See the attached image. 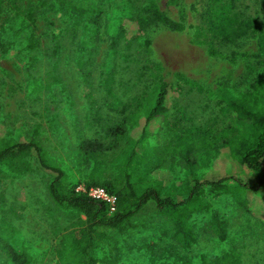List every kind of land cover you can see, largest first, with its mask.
I'll use <instances>...</instances> for the list:
<instances>
[{
  "label": "rangeland",
  "instance_id": "obj_1",
  "mask_svg": "<svg viewBox=\"0 0 264 264\" xmlns=\"http://www.w3.org/2000/svg\"><path fill=\"white\" fill-rule=\"evenodd\" d=\"M90 1L101 9L95 26L71 20L60 12L59 0H0V37L7 46L0 53V142L33 137L66 173L69 189L84 187L97 164L104 170L102 178L129 177L138 194L154 189L175 204L189 196L195 181L237 172L227 164V151L215 163L214 152L199 154L194 169L163 153L170 141L161 124L164 109L138 143L125 137L96 162L85 159L80 144L107 145L102 127L122 122V111L134 110L158 82L168 87L166 112L175 129L208 142L222 131L227 137H249V128L228 104L264 72L259 36L227 44L214 26L227 11L230 19L254 21L252 27L264 32L263 0ZM31 37L37 41L33 51L26 49ZM50 180L33 158L0 166V229L14 232L31 264H61L63 247L71 240L87 246L96 264L112 255L115 245L127 264H201L207 260L203 255L228 249L241 255V264H264L261 223L235 204L232 189L201 197L227 219L229 242L220 244L200 217L183 223L181 241L173 239L168 212L158 211L153 201L130 220L131 227L89 233L84 216L53 204ZM249 198L263 216L258 195ZM124 241L130 249H122Z\"/></svg>",
  "mask_w": 264,
  "mask_h": 264
},
{
  "label": "trees",
  "instance_id": "obj_2",
  "mask_svg": "<svg viewBox=\"0 0 264 264\" xmlns=\"http://www.w3.org/2000/svg\"><path fill=\"white\" fill-rule=\"evenodd\" d=\"M59 6L60 12L69 16L74 22L86 21L95 26L101 16L98 4L90 0H80L76 3L59 0ZM160 16L163 18L162 14ZM252 23L254 21L245 23L237 17L230 19L228 12L225 11L219 15V23L214 26V32L222 42L227 44H235L245 35L258 34V52L264 57V32L252 27ZM36 47L37 41L31 37L27 41L26 49L33 51ZM6 51L7 46L0 37V53L3 54ZM168 98L167 85L163 82L156 83L149 93L136 101L134 110L129 113L122 111L121 114L124 116L122 122L102 127L105 138L110 140L107 145L99 141L83 140L80 149L87 161L96 162V157L113 152L125 137L128 138L127 142L136 144L149 132L148 128L152 126V121L159 115L161 109H164L161 124L165 126V132L167 136H170V141L162 149L163 153L167 156H177L181 164L194 169L197 167L199 154L214 152L215 163L227 151L225 152L227 164L238 169L235 173L229 171L227 176L218 180H206L203 177L195 181L189 196L179 203L175 204L168 199H162L154 189H146L138 194L129 181V177L124 181L112 176L102 178L105 175L104 170L97 164L90 172L84 192L78 191L77 188L69 189L66 184V173L33 137L0 142V166L10 165L18 159L33 158L38 167L51 176L48 195L53 204L60 209L71 210L84 216L89 233H95L96 229L121 231L148 202L153 201L158 211L168 212L173 224V239L178 238L181 241V236L185 232L183 223L188 222V219L192 217L189 221L191 224L194 222V217H200L204 221L205 229L214 233L218 243H228L230 236L227 219L213 210L210 205H205L201 197L207 191L225 193L231 189L235 204L245 213L257 218L264 231V214L263 216L258 214L249 198L250 195H258L264 209V72L257 76L247 92L232 99L228 104V109L236 116V119L249 128V137L238 135L227 137V132L222 131L212 142L195 140L188 133L175 129L176 125L169 123L166 112ZM99 118L97 117L96 123L100 124L103 119L100 116ZM136 136L139 137L136 138ZM92 188H102L114 196L115 211L113 213L110 212L109 204L88 195V191ZM63 249L61 264H72L73 257H78L77 264L84 262L96 264L95 259L88 253V247L84 246L80 240H71L64 245ZM210 257H213V261ZM203 258L207 260L201 264H241V255L235 249H228L217 256L203 255L201 259ZM31 263V255L25 248L19 249L14 232L10 229H0V264Z\"/></svg>",
  "mask_w": 264,
  "mask_h": 264
},
{
  "label": "built area",
  "instance_id": "obj_3",
  "mask_svg": "<svg viewBox=\"0 0 264 264\" xmlns=\"http://www.w3.org/2000/svg\"><path fill=\"white\" fill-rule=\"evenodd\" d=\"M78 191L84 192L85 189L82 187L79 188ZM88 195L95 200L109 204L111 213L115 211V198L114 196L108 194L104 189L92 188L88 191Z\"/></svg>",
  "mask_w": 264,
  "mask_h": 264
},
{
  "label": "crops",
  "instance_id": "obj_4",
  "mask_svg": "<svg viewBox=\"0 0 264 264\" xmlns=\"http://www.w3.org/2000/svg\"><path fill=\"white\" fill-rule=\"evenodd\" d=\"M129 224H131V221L129 222ZM128 224V227L131 225ZM125 230L124 228L121 230L123 231ZM122 249L128 247V242L124 241L121 243ZM128 249H130V247H128ZM121 249L118 246H114V250L112 255H110L108 258H106L105 260H101L102 262H100V264H127V260L122 259L121 257H119L118 255H120Z\"/></svg>",
  "mask_w": 264,
  "mask_h": 264
}]
</instances>
